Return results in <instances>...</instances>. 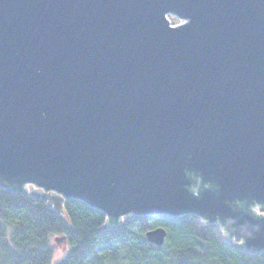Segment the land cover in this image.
Listing matches in <instances>:
<instances>
[{
  "label": "water",
  "instance_id": "obj_1",
  "mask_svg": "<svg viewBox=\"0 0 264 264\" xmlns=\"http://www.w3.org/2000/svg\"><path fill=\"white\" fill-rule=\"evenodd\" d=\"M0 187L263 251L264 0H0Z\"/></svg>",
  "mask_w": 264,
  "mask_h": 264
},
{
  "label": "trees",
  "instance_id": "obj_2",
  "mask_svg": "<svg viewBox=\"0 0 264 264\" xmlns=\"http://www.w3.org/2000/svg\"><path fill=\"white\" fill-rule=\"evenodd\" d=\"M157 228L166 232L161 246L146 239ZM55 237L66 245L56 260ZM0 264H264V250L248 252L195 215L128 216L107 227L105 215L81 201H65L60 214L0 187Z\"/></svg>",
  "mask_w": 264,
  "mask_h": 264
},
{
  "label": "rangeland",
  "instance_id": "obj_3",
  "mask_svg": "<svg viewBox=\"0 0 264 264\" xmlns=\"http://www.w3.org/2000/svg\"><path fill=\"white\" fill-rule=\"evenodd\" d=\"M169 20L171 21L172 25H179L178 24L179 23L178 20H176V19H174L172 17H169ZM57 239H60V237H55V238L52 239V244H53V247L55 249V255H54L55 260L57 258H60L63 255V253L66 251V245L63 242V240L56 241Z\"/></svg>",
  "mask_w": 264,
  "mask_h": 264
},
{
  "label": "flooded vegetation",
  "instance_id": "obj_4",
  "mask_svg": "<svg viewBox=\"0 0 264 264\" xmlns=\"http://www.w3.org/2000/svg\"><path fill=\"white\" fill-rule=\"evenodd\" d=\"M240 205H241V203H240ZM246 205H248L247 203H246ZM250 207H251V209H253L254 211H255V213L258 215H263L264 216V208L263 209H261V208H257L255 205H250ZM233 241H237V240H233Z\"/></svg>",
  "mask_w": 264,
  "mask_h": 264
},
{
  "label": "bare ground",
  "instance_id": "obj_5",
  "mask_svg": "<svg viewBox=\"0 0 264 264\" xmlns=\"http://www.w3.org/2000/svg\"><path fill=\"white\" fill-rule=\"evenodd\" d=\"M173 18V17H172ZM175 19V18H174ZM177 20V19H176ZM170 21V20H169ZM179 21V20H178ZM171 22V21H170ZM179 25L180 24H183V22L182 21H179V23H178ZM172 25V24H171ZM173 26H177V25H173Z\"/></svg>",
  "mask_w": 264,
  "mask_h": 264
}]
</instances>
